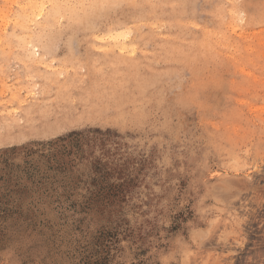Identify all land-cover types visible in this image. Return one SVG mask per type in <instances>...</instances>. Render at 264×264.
Wrapping results in <instances>:
<instances>
[{"label":"rangeland","instance_id":"1","mask_svg":"<svg viewBox=\"0 0 264 264\" xmlns=\"http://www.w3.org/2000/svg\"><path fill=\"white\" fill-rule=\"evenodd\" d=\"M16 1L0 264H264V0L106 1L27 50Z\"/></svg>","mask_w":264,"mask_h":264},{"label":"bare ground","instance_id":"2","mask_svg":"<svg viewBox=\"0 0 264 264\" xmlns=\"http://www.w3.org/2000/svg\"><path fill=\"white\" fill-rule=\"evenodd\" d=\"M106 1H112V0H24V1H16L19 5V10L15 14L13 20H14V30L16 31L15 36L17 38V41H16L17 46L23 50H27V49H30L36 46L34 44L35 43L34 41H37L39 35L34 30L31 29V25L36 26L37 28H39V31H41L43 29L42 27L43 25L48 26L49 24L53 23V19L60 18V17H63V18L65 17L69 21L72 19L89 20L91 17H93V15H96V16L100 15L101 11L103 10L102 5ZM9 17L10 15L7 14L6 19L4 20L5 25L7 24L6 22L9 19ZM12 37L13 36H10V35L8 36L7 34V36L3 38V41H5L7 45H10V43L13 42L12 39H10ZM1 40H2V37L0 36V43H1ZM124 42L125 40L119 43L123 45ZM4 53L6 52H3V54L1 53V55L3 56Z\"/></svg>","mask_w":264,"mask_h":264}]
</instances>
